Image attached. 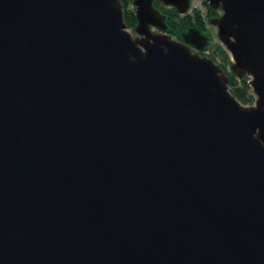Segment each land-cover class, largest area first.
I'll return each mask as SVG.
<instances>
[{
  "label": "water",
  "instance_id": "water-1",
  "mask_svg": "<svg viewBox=\"0 0 264 264\" xmlns=\"http://www.w3.org/2000/svg\"><path fill=\"white\" fill-rule=\"evenodd\" d=\"M0 0V264H264V0H204L235 77L132 0Z\"/></svg>",
  "mask_w": 264,
  "mask_h": 264
},
{
  "label": "rangeland",
  "instance_id": "rangeland-1",
  "mask_svg": "<svg viewBox=\"0 0 264 264\" xmlns=\"http://www.w3.org/2000/svg\"><path fill=\"white\" fill-rule=\"evenodd\" d=\"M132 3L133 2L128 3V5L126 7L127 11H134L135 6H132L131 5ZM154 4H155V2H154ZM155 6L158 7L156 4H155ZM123 11H124V7H123ZM194 12L196 14L198 13L200 15V18H202L203 21H202V23L200 22L197 25H191V26L196 27V28L198 27L199 29H201L202 34H205L209 37L208 38L209 42L205 46L204 51L203 52L200 51V54H202L203 56H208V57L210 56L212 58V60H214L215 63H217L224 70V74H226L229 78H233V80H235V82L237 80H239V83H241L243 81L241 79V77H239V78L235 77V75L233 74V69H231V62L233 61V59H231V56L229 55L230 60L225 59V57L221 53L219 54L217 51V46L219 44L223 46V44L220 41L221 39L220 38L218 39V36H217L218 28H216V26L211 24L210 20L212 17H217L222 12L221 8L213 9L204 0H190L189 10H187L186 13L193 14ZM161 13H162V11H161ZM166 20H167V18H166ZM134 26H128L127 25V29L134 34L133 36H135L137 34V32L134 31ZM166 31H167V29H166ZM168 33H169V31H168ZM171 36L174 39H180L181 40V37H178L175 35H171ZM223 48L226 49L224 46H223ZM226 52L229 54L228 50ZM230 87H231V85H230ZM252 95H253V97L250 100H249V98L246 99L245 102L244 101L242 102L240 100L242 102V104L253 105L255 102V95L254 94H252Z\"/></svg>",
  "mask_w": 264,
  "mask_h": 264
},
{
  "label": "trees",
  "instance_id": "trees-1",
  "mask_svg": "<svg viewBox=\"0 0 264 264\" xmlns=\"http://www.w3.org/2000/svg\"><path fill=\"white\" fill-rule=\"evenodd\" d=\"M122 1V6L124 7V20L127 22L126 25L128 26H134L136 22V15L135 11H127L126 7L128 3L132 2V0H121ZM155 4L158 6V8L162 11V13L165 15L167 18V31L171 35H175L178 37H181V33L187 31V28L191 25H197L198 23H202V18H200V15L197 13H186V15H180L177 11V9H174L173 7H168V6H163L161 3L158 1H155ZM211 15V14H210ZM209 15V16H210ZM217 51L218 53L222 54L225 59H229V54L226 52L227 50L223 48L222 45L217 46ZM241 79L243 80L241 83H239V80L236 82H233L231 85V91L232 93L236 96L237 99L241 100L242 102L246 101V99L249 98V100L253 97L252 92L253 90L251 89L249 85V79L248 76L242 75ZM248 101V100H247Z\"/></svg>",
  "mask_w": 264,
  "mask_h": 264
},
{
  "label": "built area",
  "instance_id": "built-area-1",
  "mask_svg": "<svg viewBox=\"0 0 264 264\" xmlns=\"http://www.w3.org/2000/svg\"><path fill=\"white\" fill-rule=\"evenodd\" d=\"M131 5H132V6H134V4H133V3H132Z\"/></svg>",
  "mask_w": 264,
  "mask_h": 264
}]
</instances>
